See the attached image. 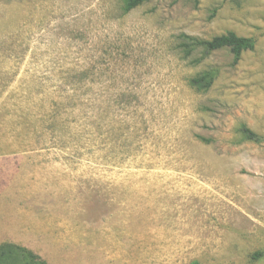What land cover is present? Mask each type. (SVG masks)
<instances>
[{"label":"rangeland","instance_id":"rangeland-1","mask_svg":"<svg viewBox=\"0 0 264 264\" xmlns=\"http://www.w3.org/2000/svg\"><path fill=\"white\" fill-rule=\"evenodd\" d=\"M229 32L237 63L184 57ZM28 254L264 264V0H0V264Z\"/></svg>","mask_w":264,"mask_h":264},{"label":"trees","instance_id":"trees-1","mask_svg":"<svg viewBox=\"0 0 264 264\" xmlns=\"http://www.w3.org/2000/svg\"><path fill=\"white\" fill-rule=\"evenodd\" d=\"M125 11L129 12L138 6L147 3L149 0H124ZM184 42L181 44L183 48L184 57H188L192 50L201 48L205 55L212 52L227 49L232 55L234 64L240 59V56L247 51H252L254 48V41L252 39L237 37L234 33H227L225 35L215 37L210 41H198L196 39L183 36ZM213 75L211 72H207L201 77L194 78L190 81L191 86H196L203 89H208L213 82ZM245 140L257 141L258 138L249 130L242 129ZM32 260H35L34 264H44L37 257L28 254Z\"/></svg>","mask_w":264,"mask_h":264}]
</instances>
